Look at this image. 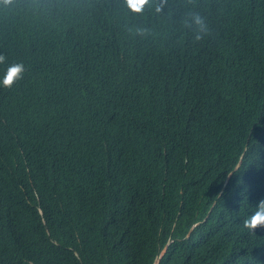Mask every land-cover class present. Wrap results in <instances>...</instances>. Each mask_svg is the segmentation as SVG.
<instances>
[{
	"label": "trees",
	"instance_id": "obj_1",
	"mask_svg": "<svg viewBox=\"0 0 264 264\" xmlns=\"http://www.w3.org/2000/svg\"><path fill=\"white\" fill-rule=\"evenodd\" d=\"M0 57V264H264V0H0Z\"/></svg>",
	"mask_w": 264,
	"mask_h": 264
},
{
	"label": "clouds",
	"instance_id": "obj_2",
	"mask_svg": "<svg viewBox=\"0 0 264 264\" xmlns=\"http://www.w3.org/2000/svg\"><path fill=\"white\" fill-rule=\"evenodd\" d=\"M4 3H11V0H2ZM128 9L133 13H141L144 7L149 3V0H135V2H130V0H125ZM159 11V9H157ZM193 24L197 28V34L195 38L197 40L201 39V34L205 31V25L203 20L199 16H194L192 18ZM3 57H0V63L3 62ZM24 72V67L22 64H13L8 67L4 78L0 80V86L5 88H11L12 85L21 78ZM243 227L249 231L254 232L258 228H264V199L258 202L256 210L247 219L243 221Z\"/></svg>",
	"mask_w": 264,
	"mask_h": 264
},
{
	"label": "snow or ice",
	"instance_id": "obj_3",
	"mask_svg": "<svg viewBox=\"0 0 264 264\" xmlns=\"http://www.w3.org/2000/svg\"><path fill=\"white\" fill-rule=\"evenodd\" d=\"M130 2H133V3H134V2H135V0H130Z\"/></svg>",
	"mask_w": 264,
	"mask_h": 264
}]
</instances>
